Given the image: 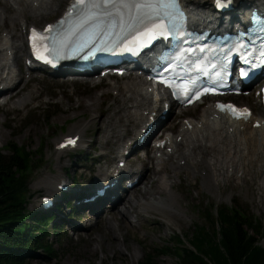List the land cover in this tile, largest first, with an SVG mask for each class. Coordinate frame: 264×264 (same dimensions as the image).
I'll list each match as a JSON object with an SVG mask.
<instances>
[{"label": "rangeland", "instance_id": "rangeland-1", "mask_svg": "<svg viewBox=\"0 0 264 264\" xmlns=\"http://www.w3.org/2000/svg\"><path fill=\"white\" fill-rule=\"evenodd\" d=\"M2 5L0 1V6ZM60 13L61 11H57V13L48 17L47 21H54ZM40 19H30V22L42 27L43 25L39 22ZM2 30L0 29V35L3 32ZM7 30L10 31L9 26H7ZM23 37L25 39V33H23ZM20 64L23 65V58ZM22 75L26 79L29 74L23 70ZM55 79L65 80L69 79V76L59 75ZM113 79H102L100 83L93 85L86 82L52 84V78H35L28 82L24 90L26 92L32 90L36 95L29 103L22 107L14 104L16 100L26 93L24 92L10 100L8 104L0 106V150L6 151L7 145L14 143L19 147H25L32 153V164L36 165H32L33 170L29 176L28 209L30 211H34L35 213L41 212L36 211V209L42 206V202L49 197L54 198L55 203L50 209L43 208V214L47 216L51 214L46 213V210H52L54 214V208L59 206L56 203L55 197L47 196L51 194L45 188H42V185L38 184V181L46 177V175L61 173V175H65L67 179L71 180L75 174V184L80 183L79 185H83L85 190H91L92 181H97V178L102 177L96 168L105 169L115 163L114 157L119 150L117 146L120 139L118 137H111L109 141L104 140L103 135L107 132V127L104 125L110 121V118H106L111 116L115 108L117 106L121 107L126 103L120 97H117L111 89H108L110 81L122 82L124 80ZM24 85L25 83L21 81V86ZM99 94H103V98L99 101H94L98 97L96 95ZM87 100L91 101L89 102L91 105L87 103ZM235 101L248 104L253 108L254 113L256 111H264L259 102H257V99L252 96L242 97V100ZM92 104L94 105L92 106ZM204 106L206 105L203 104L195 110H190L181 117L175 115L173 119L171 118V123L176 124L182 118L189 116H198ZM119 111L117 110V112ZM93 113L94 115H92ZM121 116L120 119L124 121L122 124H126L124 112ZM91 119L92 122H90V126L88 125L89 128L85 134L84 146L75 149L72 147L71 150L64 154L59 167H57L59 162L55 140L60 139L64 134L71 133V128L77 125L78 122L81 124V122ZM169 126V122H163L157 130L158 134L156 138L158 139L163 131L169 129ZM117 130L115 128L113 131ZM103 142L108 143L105 145ZM152 144L153 141L150 142V145ZM148 149L149 145L135 148L130 155L132 157L131 160L133 162L136 161V158L142 160L143 158L140 157L142 151L138 152L140 150L148 151ZM197 160L198 158H194L189 161L191 164L195 163V173L191 171L189 166L179 172H173L168 165L163 167L174 177L171 176L169 180L164 178L163 183L170 187V179L174 180L175 185L172 188L179 193L180 197L182 196L180 202L186 211V218L182 217L181 220H178L179 222H173L169 220L166 214L159 211L156 212V210H149L147 213L146 211L143 212V218L140 220L141 225L143 224L141 228L140 226L135 228L131 225V219H137L136 214H131L132 216L129 215L128 219H124L120 223L121 226L123 225L121 230H116L115 228H117L119 222L115 217L109 218L111 215L108 212H104L102 215H90V209L84 208L82 213L80 210V213L77 214L78 211L74 208V211L66 214L68 218L69 214H71L72 220H75L78 224L80 223L79 229L72 224L71 220L66 219V216L63 222L55 219L58 223L57 225L62 226L60 228L61 232L59 231L60 235L55 232V224L51 223L48 227L49 240L58 248L57 259L46 260L43 257L44 251L39 249L38 252L32 254L34 257L30 259V263L141 264L145 259V255L148 252H153L155 253L154 261L156 264H178L179 260L172 249L175 246L176 249L178 246L182 247V243L180 245L181 241L178 239H181L186 246L191 247L190 241L194 238L196 225L205 226L209 231H214L213 227L215 226L211 215L216 216L218 210L220 208L223 209L226 205H236L245 213L256 217L264 231L263 170L259 169V165L256 162L253 163L252 170L256 173H254L256 177L249 176L247 185L237 184V176L228 180L227 176L223 175V180L221 179L220 181V188H210L207 181L210 173L209 168ZM77 165L80 168L78 170L76 169ZM153 165L152 161L149 162L150 167ZM163 169L161 171H151H157L159 175L157 174L156 178L161 179L163 177ZM82 171H85L84 175H81ZM174 174H177L178 177ZM146 183L147 179H144L142 185H147ZM153 186L152 183L148 184V188H152ZM134 189L125 192L124 197L133 195ZM123 205V200L117 204L118 208L123 207ZM68 206L70 208L67 209V212L71 211V208L73 210L70 204ZM107 208V211L116 210L112 204H109ZM140 210H145L144 206H141ZM76 215L79 216V219L75 217ZM123 215L124 218L128 216L127 212H124ZM100 216L104 219L100 220ZM107 218L109 219L106 221ZM112 220L116 224L112 223L113 227L108 224ZM143 226L146 227L144 228ZM91 234L95 237L98 236V240H102L101 244L97 240L93 243L88 240ZM261 235V240L258 244L264 248V232ZM160 249L167 251V253H157V250L161 251Z\"/></svg>", "mask_w": 264, "mask_h": 264}, {"label": "bare ground", "instance_id": "bare-ground-1", "mask_svg": "<svg viewBox=\"0 0 264 264\" xmlns=\"http://www.w3.org/2000/svg\"><path fill=\"white\" fill-rule=\"evenodd\" d=\"M0 1L3 4L0 6V29H3L0 35V85L4 84L0 86V92L9 93L12 96L16 95L15 97H18L20 94L26 92L23 91V89L18 90L19 83L17 80L20 79V62L27 50L26 40L23 39L25 27L29 30L30 25L36 26L34 23L30 22V19L36 20L40 18L39 22L43 25L42 27H44L49 23L47 18L57 13V11H61L62 13L70 0ZM184 1H186L188 5L200 4L202 6H209V4H211V0ZM234 1L236 3V9L227 12L233 19L239 21L243 14H241V12L250 8L251 5L262 6L264 8V0ZM7 26L10 27V31L7 30ZM140 70L131 75L126 74L122 82H109L108 89H111L117 97H120V99L126 103L121 107L117 106V109L115 108L111 116L106 118H110L108 124L104 125L107 127V132L103 135L104 140L109 141L111 137H118L120 141H122L118 143L117 148L119 150L117 151L116 157L124 155L126 149H133L140 145L143 147L148 145L150 139L156 136L160 123L163 122L158 124L159 121L157 117L164 110V103L162 102L166 100V97L163 93H160L156 88L151 86L147 79V75L141 73ZM78 78H80V76H78ZM20 80L22 81V79ZM99 81L100 80H95L92 84L96 85ZM27 83L28 81H26L24 87L27 86ZM6 87L9 89H4ZM34 96L36 95L32 90L30 92L27 91L16 100L14 104L22 107L29 103ZM96 97L97 99L94 101H99L103 98V94L96 95ZM12 99L13 98L5 101L2 105L8 104ZM89 102L91 101L87 100L88 104ZM93 105L94 104H92V106ZM242 105H246V103ZM171 109L167 115L169 119L172 117L173 111ZM117 110L120 111L117 112ZM123 112L125 116L124 119L127 121L126 124H122L124 121L120 119ZM153 114H156L155 119ZM92 115H94V113ZM90 122H92V119L83 121L81 124L78 122L77 125L71 128L73 133L64 134L60 139L55 140L59 162L57 167H59L64 154L71 150L72 147L75 149L84 146L85 134L88 131L87 129L90 126ZM150 124H152V129L148 135H145L146 138L142 143V141L139 140ZM169 124L170 129L165 130L160 138L154 139V144L149 145V154L147 152V154H145L146 160L139 159L134 170L129 171L126 168H122V172H120L118 176H114L118 165L115 167L114 165L109 166L110 168L114 167L113 170L97 169L102 175V177L97 178L99 184H103L102 182L106 183L112 179L111 181L115 182V185L113 187L110 186L106 196L98 199L95 203H82L80 195L85 190V187L79 185L80 183L75 184V174L71 180L67 179L65 175H61V173L48 174L46 177L40 179L38 184L42 185V188H45L51 194L47 196H54L56 203L59 205L54 208L57 220H61L63 216H67V214L70 213V211L67 212V209H69L68 205L70 204L77 211L81 209V213L84 211V208L92 209L97 215L108 212V214L111 215L109 218L115 217L119 222L117 228L114 226L116 230H121L123 225L121 226L120 223H122V220L128 219L131 214H136L137 218L131 219V225L135 228L139 226L141 228L143 224L141 225L140 220L143 218V212L146 211L147 213L149 210L162 212L168 216L170 221L179 222L178 220H181L182 217H187L186 211L180 202L182 196L180 197L179 193L172 188L175 185L174 180L170 179L169 186L171 188L163 183L164 178L169 180L172 176L171 173L165 168L163 169V167L168 165L173 172H179L189 166L191 171L195 173V163H189V161L194 158H198V162L208 166L210 173L207 181L210 188H220V181L224 177L223 175L227 176L228 180L237 176V184L247 185L248 177L252 176L254 178L255 176V172L252 170L254 162L259 165V169L263 170L262 184L264 185V111H256L253 113L250 121H235L228 119L226 116H219L214 105H206L202 108L198 116H189L186 120H181L176 124L170 121ZM127 127L129 134L127 132ZM115 128L118 130L114 132L113 130ZM69 138L73 139L72 144L68 142ZM162 140L166 141L164 146L161 145ZM103 143L106 145L108 142ZM95 157L97 156L95 155ZM151 161L154 163L152 167L149 166V162ZM78 167L77 165V170L80 169ZM162 169L163 177H161V179L156 178L158 174L157 171H161ZM84 172L82 171L81 175H84ZM131 174L132 177L140 174L141 176L137 183L133 185L134 187H131V190L136 188L134 189L133 195L124 197V193L130 191V188L126 190L123 187V181L129 178ZM174 175L178 177L177 174ZM101 178H103L104 181L100 182ZM144 179H147V185H142ZM149 183H152L154 186L148 188ZM94 185L95 184H93V186ZM112 196H115V198L111 199ZM109 200H111L109 203H112L116 210H106L105 203ZM122 200L124 205L118 208L117 204ZM141 206H144L145 210L141 211ZM41 208L43 207L41 206ZM124 212H127V218H124ZM109 218H107L106 221ZM103 219L104 218L100 216V220ZM183 221L185 220L183 219ZM112 223H114L113 220L108 223L109 226L111 225L113 227ZM72 224L79 229L78 226L80 223L78 224L75 220H72ZM98 239V236L95 237L91 234L88 240L92 241V243L97 240L101 244L102 240L100 241Z\"/></svg>", "mask_w": 264, "mask_h": 264}, {"label": "trees", "instance_id": "trees-1", "mask_svg": "<svg viewBox=\"0 0 264 264\" xmlns=\"http://www.w3.org/2000/svg\"><path fill=\"white\" fill-rule=\"evenodd\" d=\"M31 154L15 143L0 150V264H31L39 249L46 260L57 259L58 248L48 233L51 216L28 209L29 176L36 166ZM211 219L214 231L196 225L191 247L178 239L182 247L172 248L178 264H264V248L258 244L264 231L256 217L226 205ZM54 227L60 235V226ZM154 260L155 253L148 252L141 264Z\"/></svg>", "mask_w": 264, "mask_h": 264}, {"label": "snow or ice", "instance_id": "snow-or-ice-1", "mask_svg": "<svg viewBox=\"0 0 264 264\" xmlns=\"http://www.w3.org/2000/svg\"><path fill=\"white\" fill-rule=\"evenodd\" d=\"M105 2L107 3L108 0H105ZM112 2L115 3L116 0H112ZM120 2L123 4L124 7H128V4L124 3V0H120ZM229 2L230 0H217V3L219 6H225ZM132 7H134L138 12H142V10L144 9H149L151 10L152 15H155L156 17H158V19H156L154 23L149 26L147 31H145L144 33L145 36H148L151 39H155L157 36H162V37L167 38V34L171 32V29L167 26L166 22L163 19H159V17L161 16V12L159 10L172 8L178 11L179 10V0H133ZM163 15L167 16L169 15V13L164 12ZM87 22L88 21L86 20L85 23ZM229 107L232 108V111L235 114H237V118H240L241 115L248 114L246 109L238 110L232 106H229ZM72 142L73 141H70V143Z\"/></svg>", "mask_w": 264, "mask_h": 264}]
</instances>
